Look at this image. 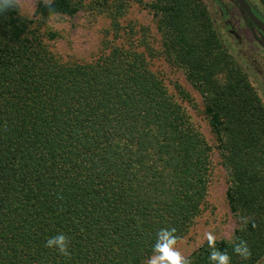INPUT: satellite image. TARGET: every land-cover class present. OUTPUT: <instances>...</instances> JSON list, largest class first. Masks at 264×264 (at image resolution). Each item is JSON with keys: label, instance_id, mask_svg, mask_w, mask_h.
I'll use <instances>...</instances> for the list:
<instances>
[{"label": "trees", "instance_id": "obj_1", "mask_svg": "<svg viewBox=\"0 0 264 264\" xmlns=\"http://www.w3.org/2000/svg\"><path fill=\"white\" fill-rule=\"evenodd\" d=\"M79 2L39 1L35 12L73 15ZM250 3L264 21V0ZM148 7L162 52L202 98L226 172L238 226L216 249L231 264H256L264 256V103L204 0ZM238 9L264 48V32ZM29 23L17 7L0 13V264H142L161 228L181 237L199 213L212 147L143 53L113 45L90 62L62 63ZM241 217L249 219L243 229ZM61 233L70 256L45 247ZM240 241L246 259L233 252ZM211 251L206 241L187 257L210 264Z\"/></svg>", "mask_w": 264, "mask_h": 264}, {"label": "rangeland", "instance_id": "obj_2", "mask_svg": "<svg viewBox=\"0 0 264 264\" xmlns=\"http://www.w3.org/2000/svg\"><path fill=\"white\" fill-rule=\"evenodd\" d=\"M39 1L49 0H21L18 11L30 20V28L44 37L48 48L60 62H90L113 45L143 53L150 69L162 79L170 97L182 105L190 121L212 147L204 203L180 237L177 247L189 256L206 242L204 233L207 231H212L217 240H232L238 219L227 205L226 172L214 147V138L203 112V101L182 70L162 52L156 21L148 7L153 0H80L73 15L54 14L45 19L35 12ZM204 1L218 18L220 32L235 47L238 60L264 103V48L255 40L232 0ZM221 5L227 11L225 18L220 14ZM49 31L57 33V36L49 38ZM235 34L239 43L234 40ZM256 264H264V256Z\"/></svg>", "mask_w": 264, "mask_h": 264}, {"label": "clouds", "instance_id": "obj_3", "mask_svg": "<svg viewBox=\"0 0 264 264\" xmlns=\"http://www.w3.org/2000/svg\"><path fill=\"white\" fill-rule=\"evenodd\" d=\"M20 3L21 0H0V13L13 9L19 6ZM240 219L243 229L247 226L249 219L247 217H241ZM176 232L175 227L161 228L158 231L152 255L148 258L146 264H192V261L178 249L177 245L181 238L176 235ZM204 238L209 247L212 248L208 257L210 264H231V257L228 253L216 249L217 238L212 231L205 232ZM69 243L68 237L61 233L47 239L45 247L56 249L60 255L70 256ZM233 252L245 259L250 255L245 241L235 244Z\"/></svg>", "mask_w": 264, "mask_h": 264}, {"label": "water", "instance_id": "obj_4", "mask_svg": "<svg viewBox=\"0 0 264 264\" xmlns=\"http://www.w3.org/2000/svg\"><path fill=\"white\" fill-rule=\"evenodd\" d=\"M238 7L245 13L247 18L251 21L254 27L264 32V21L261 20L253 11L251 3L249 0H234Z\"/></svg>", "mask_w": 264, "mask_h": 264}]
</instances>
